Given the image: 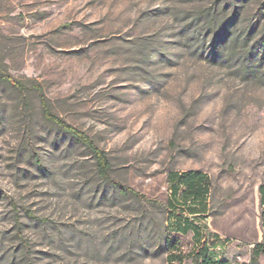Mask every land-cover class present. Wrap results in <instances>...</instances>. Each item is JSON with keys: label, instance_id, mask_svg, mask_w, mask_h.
<instances>
[{"label": "rangeland", "instance_id": "374dc122", "mask_svg": "<svg viewBox=\"0 0 264 264\" xmlns=\"http://www.w3.org/2000/svg\"><path fill=\"white\" fill-rule=\"evenodd\" d=\"M0 73L23 85L0 79V264H167V241L243 264L264 243V0H0ZM172 171L209 176L205 210Z\"/></svg>", "mask_w": 264, "mask_h": 264}, {"label": "trees", "instance_id": "16d2710c", "mask_svg": "<svg viewBox=\"0 0 264 264\" xmlns=\"http://www.w3.org/2000/svg\"><path fill=\"white\" fill-rule=\"evenodd\" d=\"M227 41L224 40L220 43L219 47H223ZM0 79L5 80L15 87H23L22 84L14 82L11 78L6 77L0 73ZM38 89V88H37ZM39 90V89H38ZM44 113L49 120L59 126L68 135L73 137L77 142L85 145L93 154L96 159L97 167L100 175L109 180L114 187L118 188L122 194H130L136 198H145L143 194L136 191L134 188L115 181L110 178V162L106 156V153L99 149V147L94 143V141L87 136L82 131H79L72 125L66 123L60 117L52 114L48 107L44 106ZM169 181L172 183V194L175 196L181 192V196L185 198L188 205L193 213L200 212L206 209V202L210 192L209 176L201 171H187V172H177L172 171L169 173ZM182 188V189H181ZM261 192V203L264 204V185L260 188ZM176 215V211H173ZM264 218V211L262 213ZM168 242V254H167V264H184L187 255L183 254L177 246V241H167ZM264 251V243H258L253 249V255L249 263L243 264H257L259 262L260 255ZM192 264H229V261L225 259H214L209 253L201 247L193 255Z\"/></svg>", "mask_w": 264, "mask_h": 264}, {"label": "built area", "instance_id": "2783aa9c", "mask_svg": "<svg viewBox=\"0 0 264 264\" xmlns=\"http://www.w3.org/2000/svg\"><path fill=\"white\" fill-rule=\"evenodd\" d=\"M263 211H264V204H262ZM263 236H264V218H263Z\"/></svg>", "mask_w": 264, "mask_h": 264}]
</instances>
